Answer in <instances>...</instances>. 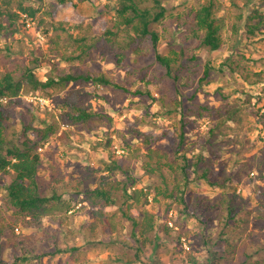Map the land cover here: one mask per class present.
<instances>
[{
  "label": "rangeland",
  "instance_id": "1",
  "mask_svg": "<svg viewBox=\"0 0 264 264\" xmlns=\"http://www.w3.org/2000/svg\"><path fill=\"white\" fill-rule=\"evenodd\" d=\"M73 1L79 2L81 13L80 16L71 18L70 25L85 20L83 25L86 28L82 31L77 28L69 31L77 38L86 34V41L94 45V49L91 50L92 59L85 62L88 69L93 72H106L114 83L125 85L130 90L149 87L151 94L134 95L110 86L105 92H101L107 96L103 98L96 95L97 86L94 83L86 84V94L80 102L85 106L91 104L95 111L107 117L90 122L86 126L82 124L64 126L56 135L50 137L40 149L43 164L38 178L44 182L50 180L52 170L55 168L64 172L65 179H76L77 176L88 175L95 169H99L95 170V174L99 176L103 172V161L108 160L113 152V157L119 156L117 152L120 149V152H125L126 159L127 156L130 157L136 185L143 187L149 184H162L161 175L146 174L140 159L134 157L137 149L144 154L147 152V147L143 137L136 136L130 131L132 124L133 127L154 134V147L163 146L174 155L179 152V155H186L192 160H197L201 152L208 155L210 152L208 148L216 145L221 157L219 158L223 162L221 168L232 175V183L237 185L236 191L243 198L238 200V204L245 206L244 202H248L249 208L261 204L264 200V177L256 175L260 174L257 163L264 154L263 128L259 120L264 112V82H262L264 81V27L256 30L254 34L242 32L245 31L243 26L240 28L241 33L234 32L231 27L236 22L240 24L246 20L250 23L254 22L248 20V17L255 10L264 14V0H218L219 15L226 21L223 29L225 43L221 50L215 52L198 49L189 24L175 28L176 21L172 19L182 15L189 8H197L205 0H163L167 14L160 24L154 26L159 33L157 45L154 46L148 39L142 40L136 44L142 49L140 55L128 51V58L121 66L110 63L108 55L104 54L103 45L107 43L103 34L104 27L102 24L101 27H96L92 21L99 16L107 19L108 26H112L115 0H97V3L102 5L110 3L109 10L102 7L101 14L92 1ZM58 2L59 0L29 1L28 3L37 9L32 20L34 24L27 27L18 25L16 21L11 28L8 27L4 31L0 36V74L6 70L13 73L15 70H20V63L31 60L33 54H37L40 65H37L36 72L41 79H44L51 71L49 59L59 61V56L70 54L74 49L70 45L72 37L69 36V32L57 27L58 19L54 8ZM239 15H243V18H239ZM41 19H43V27L50 28L48 38L38 36V33L41 36L43 34L35 25L37 23L39 25ZM3 20L7 22L5 16ZM89 22L93 26H88ZM52 23L55 25L54 28L50 26ZM42 25H40L41 29ZM120 38L123 39V35ZM5 45L11 47V53H8ZM182 50L180 61L182 66H174L170 77L166 68L157 61L156 56L159 53L170 55L174 51L180 53ZM56 53H59V56H56ZM78 53L79 50L75 54ZM207 65L210 67L209 76L202 79ZM60 67L64 69L70 67L71 70L80 68L81 65L62 60ZM257 73H261L262 77L259 83H257ZM73 86L69 84L61 91L54 90L49 93L42 91L24 93L23 99L31 104L30 108L35 114L33 122L39 124L42 119L47 121L57 114L61 109L57 99L65 95ZM248 95H252L251 103L246 102ZM152 96L157 100L150 107L149 97ZM176 96L183 99L186 108L196 109L194 110L196 114L193 112L190 114L198 117L197 125L187 128L185 142L179 141L180 126L175 125L181 113L170 114L168 107H162L160 101L164 98L173 106L172 99ZM231 103L242 105L243 119L240 123L227 122L229 126L226 132L218 134L211 143L209 129L214 119L210 113L215 109L224 110ZM162 109L165 112L158 113ZM202 111L203 113L199 114ZM19 117L5 122V133L8 137L20 129ZM146 121L148 124H145ZM63 129L71 132L70 138L60 139ZM216 166L219 173L216 179L221 181V168ZM110 178L123 179V174L116 172L110 175ZM9 179L10 176L0 173V228L9 231L12 237L9 240L5 236L0 242L6 243L5 248H8L13 242L26 240L31 247H36L33 253L34 262H38L37 255H42V264H191L189 253L196 257L195 264H209V259L216 257L214 245H216L217 228L210 229L211 234L202 237L199 233L202 226L195 222L192 216L179 220L189 233L181 236V243L178 241L182 227L176 226L172 217L179 215L182 204L170 199L162 200L158 204L153 201L148 204L151 211L162 216L158 224H168L171 230L168 234L160 230L159 238L147 244L139 259L135 254L137 243L130 236L131 224L125 219L122 220L123 228L118 233H107L103 236L104 240H111L110 244L97 245L85 241L80 227L86 226L93 218L86 208L77 211L81 206L78 201L83 197L82 195L73 194V199L77 202L74 209L76 211H70L69 218L62 226L45 219L41 229L23 227L14 213L4 206L5 185ZM86 185L94 187L96 184L93 182ZM200 190L205 191L204 194L211 198L221 196L223 191H232L229 188L212 187L203 181L202 184H191L187 191V199L191 194L194 197L200 194ZM149 198L152 199V196ZM109 211H117L118 217L122 216L117 207L113 206ZM135 217L142 218L141 214H135ZM69 228L75 229V232L66 239L64 232L69 231ZM183 237L187 241V247L183 244ZM223 247L224 243L220 242L218 248ZM59 249L64 250L59 251ZM224 250L228 251V257L220 264H264V209L260 205L252 213V221L246 235L239 239L238 244L227 245ZM121 256H124L122 261H115ZM3 259L14 262V258L8 254L3 256Z\"/></svg>",
  "mask_w": 264,
  "mask_h": 264
},
{
  "label": "trees",
  "instance_id": "2",
  "mask_svg": "<svg viewBox=\"0 0 264 264\" xmlns=\"http://www.w3.org/2000/svg\"><path fill=\"white\" fill-rule=\"evenodd\" d=\"M29 1L31 0H2L0 2V36L16 21L18 25H26L21 13H27L31 20L35 18L37 9L28 3ZM85 1H92L99 14L102 13V7L109 10L110 3L102 5L97 3V0H80V2ZM114 9L112 26H108L107 19L99 16L92 21L96 27H101V24L104 27L103 34L107 40V43L103 45L104 54L108 55L110 63L121 66L128 58V51L140 55L142 49L136 44L142 40L148 39L154 46L157 45L159 33L154 26L160 24L166 17L167 8L163 4V0H115ZM219 11L218 0H205L197 8H189L182 15H177L172 19L176 21L175 28L189 24L193 38L197 41L198 49L215 52L221 50L225 43L223 29L226 21L223 16L219 15ZM54 13L58 19V29L69 32V36L72 37L70 45L74 49L70 54L59 56V53H56V56H59V61L49 59L51 71L44 79H41L36 72L40 62L37 54H33L31 60L20 63V70H15L14 73L6 70L0 74V100L6 99L5 102L0 101V173L10 176L5 185L4 206L14 213L23 227L41 229L45 219H50L55 224L62 226L69 218L70 211L74 210L77 205L73 194L82 195L83 197L78 201L81 206L77 211L86 208L93 218L86 226L80 227L85 241L97 245L110 244L111 240L106 241L103 236L107 233H118L123 228L122 220L125 219L131 224L130 236L137 243L135 254L139 259L147 244L153 243L159 238L160 230L166 234L171 230L168 224H158V220L162 216L151 211L148 204L152 201L158 204L162 200L170 199L182 204L179 215L172 217L176 226L182 227L179 220L192 216L195 222L202 226V231L199 232L202 237L206 234L209 236L210 229L217 228L216 245H214V256L216 257H211L208 262L209 264H220L228 257V251L224 250V247L233 246L234 243L238 244L239 239L246 235L250 228L254 209L259 205L264 209V200L253 208L247 207L248 202H244L245 206L238 204V200H243V198L236 191L237 185L232 183V175L221 168L223 162L220 160V153H218L216 145L208 148L210 151L208 155L201 152L197 160H192L186 155H179V152L174 155L163 146L162 148L154 147V134L151 131H143L130 124V131L136 136L143 137L147 147V152L144 154L137 149L134 152V157L140 159L142 169L146 174L161 175L162 184H149L143 187L136 185L137 182L132 173L133 166L130 157L127 156V159L124 157L125 152H117L120 155L115 157L112 155L114 152L110 154V160L103 161V172L99 176L95 174V170L99 169H95L88 175H79L76 179H65L64 172L55 168L52 170L50 180L44 182L38 178L43 164L40 149L50 137L56 135L64 126L79 124L86 126L90 122L107 117V115L95 111L91 104L85 106L80 102L86 94V84L94 83L97 86V89L95 88L96 95L103 96V98H107V96L101 92H105V89L110 86L134 95L151 94L149 87L130 90L125 85L114 83L106 72H93L88 69L85 62L92 59L91 50L94 49V45L86 41V34L77 38L69 31L74 28L82 31L86 28L83 25L85 20L76 23V25H70L71 18L80 16L79 2L59 0L55 5ZM4 16L8 23L3 20ZM81 16L85 18L84 15ZM239 18H243V15H239ZM248 20L254 22L250 23L247 20L242 24L236 22L232 25V30L241 33L240 28L243 26L245 31L242 32L254 34L256 30L264 27V14L260 11L255 10ZM42 24L43 19L39 21V25L37 23L35 26L41 30L44 38H48L50 28H45ZM88 24V26H93L91 22ZM40 25H42V29ZM50 26L55 27L53 23ZM122 35L123 39L120 38ZM5 47L8 49V53H11V47L9 45H5ZM77 50L80 53L75 54ZM182 52L183 50L180 53L174 51L170 55L157 54V61L166 68L168 76H172L174 66H182L180 63ZM6 55L9 56V54ZM24 58L27 57L24 56ZM62 60L70 62V64L76 62L81 67L71 70L70 67L61 68L60 61ZM209 70L210 67L207 65L202 79L209 76ZM256 76L258 77L257 83H259V80H262L261 73H257ZM69 84L74 86L57 99L58 106L61 107L60 111L47 121L42 119L39 124L33 122L35 114L30 108L31 104L23 99V94L31 91L48 93L54 90L61 91ZM149 98L151 99L149 106L152 107L157 98L153 96ZM251 98L252 95H248L246 102L251 103ZM160 101L162 107H168L170 114L181 113V117L175 121V125L180 126L179 141L185 142L187 128L198 123V117L190 114L191 112L196 114L197 112H194L196 109L186 108L183 99L178 96L172 99L173 106L164 98H161ZM25 108L26 110H24ZM207 108L205 109L207 110ZM242 110L241 104L231 103L224 110L215 109L210 113V116L216 120H213L209 129L211 143L215 141L218 134L226 132L229 126L227 122L240 123L242 121ZM164 112L162 109L158 113ZM202 113L203 111L199 112V114ZM18 116H20V129L8 137L5 133V122L14 120ZM259 120L264 138V112ZM145 124H148V121ZM70 133L63 129L59 137L62 140L68 139ZM108 143L110 144V142ZM216 165L221 168V181L216 179L219 174L215 168ZM257 165L260 174L256 176L264 177L262 175L264 174V154ZM116 172H121L123 179L111 180L110 175ZM203 181L212 187L229 188L232 191H223L221 196L211 198L201 189L200 194L195 197L191 194L187 199V191L191 184H202ZM93 182L96 184L94 187L86 185ZM150 196L152 199L149 198ZM113 206L120 209L121 217H118L117 211H109ZM135 214H141L142 218L135 217ZM74 232L75 229L71 228L69 231H65L66 239H69ZM188 233L189 231L182 227L178 241L181 243V236L188 235ZM13 234L15 233L13 232ZM5 236L9 240L12 237L9 231H3L0 228V241ZM209 240L207 239V241ZM220 242L224 243L223 248H218ZM5 245L6 243L0 242V264H42V255H37L38 262L33 261L36 247H31L26 240L13 242L8 248H5ZM63 250L59 249V251ZM6 254L14 258L13 263L3 259ZM123 258L124 256H121L115 261H122ZM212 258L214 259L211 260ZM189 261L191 264L197 263V259L192 253H189Z\"/></svg>",
  "mask_w": 264,
  "mask_h": 264
},
{
  "label": "built area",
  "instance_id": "3",
  "mask_svg": "<svg viewBox=\"0 0 264 264\" xmlns=\"http://www.w3.org/2000/svg\"><path fill=\"white\" fill-rule=\"evenodd\" d=\"M23 17L26 18V26H27V27H31V26L34 24V21L30 20L29 17H28L26 14H23ZM38 36L43 37V35L41 36L40 33H38ZM43 38H44V37H43ZM45 102H46V101H45ZM118 152H120V149L118 150ZM170 224L172 225L171 222H170ZM182 241H183L184 246L187 247V245H186V244H187V241L185 240L184 237L182 238Z\"/></svg>",
  "mask_w": 264,
  "mask_h": 264
},
{
  "label": "clouds",
  "instance_id": "4",
  "mask_svg": "<svg viewBox=\"0 0 264 264\" xmlns=\"http://www.w3.org/2000/svg\"><path fill=\"white\" fill-rule=\"evenodd\" d=\"M23 14H26L27 16H28V14L27 13H21V15H22V17H23ZM24 19H25V24H26V18L25 17H23ZM30 19V18H29ZM31 20V19H30ZM0 101H6V99H1Z\"/></svg>",
  "mask_w": 264,
  "mask_h": 264
}]
</instances>
